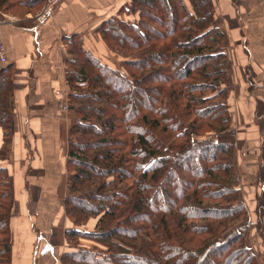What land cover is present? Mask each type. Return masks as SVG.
Masks as SVG:
<instances>
[{"label":"trees","instance_id":"trees-1","mask_svg":"<svg viewBox=\"0 0 264 264\" xmlns=\"http://www.w3.org/2000/svg\"><path fill=\"white\" fill-rule=\"evenodd\" d=\"M25 1L0 0V12L27 7ZM119 13L137 21L113 17L96 32L108 48L131 49L126 53L136 64L129 73L70 40L75 57L66 61V81L74 119L64 210L75 226L98 222L93 231L65 233L72 251L61 264H259L245 239L253 224L264 243V168L256 177L262 185L256 221L242 225L247 209L232 162L236 134L224 103L231 60L212 0H131ZM263 104L255 100L256 118H264ZM9 123L1 125L0 159ZM198 123L215 137L196 139ZM169 179L177 185L166 186ZM12 211L11 179L0 167V262L7 255V264ZM83 240L91 248L78 244Z\"/></svg>","mask_w":264,"mask_h":264},{"label":"crops","instance_id":"crops-1","mask_svg":"<svg viewBox=\"0 0 264 264\" xmlns=\"http://www.w3.org/2000/svg\"><path fill=\"white\" fill-rule=\"evenodd\" d=\"M130 1L62 0L42 25L32 14L10 19L0 12V44L6 53V63L0 64V151L5 140L1 125L6 118L11 125L9 147L0 159L12 184L10 264H61L62 256L72 251L65 233L93 231L97 225V218H90L75 226L64 210L69 194V131L74 119L66 61L75 57L72 39L95 56L96 45L104 46L97 38V28ZM212 2L215 20L220 19L219 27L230 46L234 75L238 77L245 59L244 69L249 67L254 78L259 77L253 96L264 100L260 94L264 88V1ZM245 100L244 96L237 101L240 111L247 110ZM255 100L249 101L255 105ZM238 117V121L243 119Z\"/></svg>","mask_w":264,"mask_h":264},{"label":"rangeland","instance_id":"rangeland-1","mask_svg":"<svg viewBox=\"0 0 264 264\" xmlns=\"http://www.w3.org/2000/svg\"><path fill=\"white\" fill-rule=\"evenodd\" d=\"M36 1L37 3L35 1L30 2V0H28V1H25L26 5H28L27 7L25 6L14 7L12 9L5 8L2 10V12H4L5 10L4 15L9 17L10 19L11 18H27L28 16H30L29 14H32L30 16L32 18L33 16H38L43 6L42 5L40 9L38 10L39 6L37 7V4L40 2H38L39 0H36ZM114 17H117L122 21H129L132 23L137 21V15H128L125 13H122V14L118 13V15ZM218 22H220V19H217L216 23H217L218 28H220V30L223 31V29L219 27ZM97 38L100 39L105 46V47L104 46L100 47L99 45H96V48H95L96 55L94 57L97 60H99L101 63H104L112 67L113 69H117V70L119 69L123 71L126 70L127 73H129L130 70H133L132 65L135 66L136 63L133 60H131V57H129L128 54L126 53V50H131V49L129 48L124 49V48L118 47V45L115 43L113 44L111 43V46H109L108 48L106 47L104 41L102 40L101 33L97 32ZM227 41L228 40L225 38L223 47H224L225 53L228 55L229 58L232 59L231 53L229 52L230 46L228 45ZM119 42L120 41H118V43ZM230 62H231V66L228 72V80H226V82H227V86L229 85L231 87V90L226 96V100L224 101V103L229 108L230 117H231L230 119L231 129L236 134V147L234 149L232 162L234 165L235 174H236V178L238 182L237 189L239 191V196L242 202L245 204V207L247 209L246 220L240 222V224L243 225L246 222L254 223L256 221L255 219L256 216L254 214L255 213L254 209L256 208L255 199L262 186L260 183L256 181V177H257V174H259L260 169L264 168V120H263L264 118L262 119V118L255 117V114H254L255 105L254 103H250L249 101V100L251 101L255 100V97L253 95L256 94L258 91L257 90L258 87L255 85V82L256 80H259V77L254 78L249 67L244 69L245 59H243V61L241 62V66L238 71V77H236L234 75V72H235L234 63L232 62V60ZM262 86L264 87V83ZM141 87H144V86H141ZM235 87L236 89L234 90ZM260 89L262 90V93L260 94L263 96L262 99H264V88H260ZM240 91L242 92V94H238L240 93ZM244 96L248 99V100H245L246 103L248 104V105L245 104L247 107V110L240 111V105L237 104V101L241 97H244ZM261 101L264 103V100H261ZM207 104H208L207 106H213L214 102L211 101ZM96 106L106 107L107 105L105 103L104 104L98 103L96 104ZM237 112L238 114H236ZM260 112L261 114L264 113V104L261 107ZM238 116H240V118H243V119H241V121H238L239 119ZM211 124L212 123H209L208 125H211ZM198 125H199L198 129L195 131L196 134L198 135L196 139H206L207 137H215V133L210 131V128L207 126V124L203 125L202 123L201 124L198 123ZM155 135L157 136V139H160L159 140L160 142L161 134H160V137L157 134ZM81 137L82 136H80V139ZM175 181H176L175 179H169L166 182V186H171L174 183L177 185ZM252 226L253 224H251V228L246 234L245 242L247 243L246 245L250 247L253 253L257 256L259 264H263L264 243L259 237V235L255 232L256 229ZM89 242L79 241L78 244L79 243L85 244L84 247L90 248L91 246L89 247L90 245ZM1 245H0V251H2ZM7 260H8V257L6 255L4 263L3 261H1L0 263L7 264Z\"/></svg>","mask_w":264,"mask_h":264},{"label":"built area","instance_id":"built-area-1","mask_svg":"<svg viewBox=\"0 0 264 264\" xmlns=\"http://www.w3.org/2000/svg\"><path fill=\"white\" fill-rule=\"evenodd\" d=\"M264 1V0H263ZM41 12L37 16V22L39 25L44 24L48 17L52 14L55 8L62 2V0H44ZM6 63L5 48L0 44V64Z\"/></svg>","mask_w":264,"mask_h":264}]
</instances>
